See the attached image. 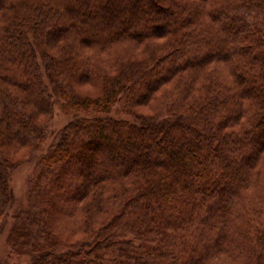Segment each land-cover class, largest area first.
Wrapping results in <instances>:
<instances>
[{
    "label": "trees",
    "instance_id": "trees-1",
    "mask_svg": "<svg viewBox=\"0 0 264 264\" xmlns=\"http://www.w3.org/2000/svg\"><path fill=\"white\" fill-rule=\"evenodd\" d=\"M20 149L30 264H264V0H0L1 223Z\"/></svg>",
    "mask_w": 264,
    "mask_h": 264
},
{
    "label": "rangeland",
    "instance_id": "rangeland-1",
    "mask_svg": "<svg viewBox=\"0 0 264 264\" xmlns=\"http://www.w3.org/2000/svg\"><path fill=\"white\" fill-rule=\"evenodd\" d=\"M152 13H160L167 16V13L161 10L152 11ZM77 89L78 93L82 96L92 95L95 97L99 95V91L97 90L98 87L90 86L88 84L77 85ZM131 107L139 113L148 115L154 113L156 103L143 101L139 102V105H135V103H133ZM82 115L83 114H66L60 105L55 104L52 119L48 124V138L42 147V153L45 154L48 151L56 135L69 122ZM109 116L127 121L134 120L132 116L121 112L120 105L118 104L113 106ZM24 151V149H20L19 151L10 150L11 156L9 158L17 164L11 173V188L14 195V202L9 210V216L6 221L2 223L0 222V264H30L34 258L29 252L18 254L14 250V248L20 247L15 245L16 238L14 237V229L17 223V219L15 217L28 210L30 204L32 203L33 194L35 192L32 184H34V181L39 175L40 166L38 162L40 161L42 155V153H40L32 158H28L29 156L24 154ZM78 167V164L68 165L64 169L63 173L69 178L74 174V172L77 173V169H79ZM69 229H71V227ZM60 234L63 236L65 241L70 243L80 241L83 236L79 233L72 235L65 231H61Z\"/></svg>",
    "mask_w": 264,
    "mask_h": 264
}]
</instances>
